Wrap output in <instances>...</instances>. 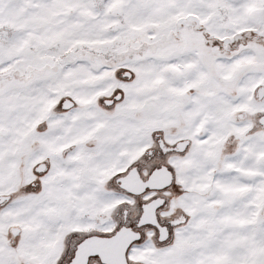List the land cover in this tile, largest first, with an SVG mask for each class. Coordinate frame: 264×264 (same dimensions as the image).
Listing matches in <instances>:
<instances>
[{"label": "snow or ice", "instance_id": "6c2138e0", "mask_svg": "<svg viewBox=\"0 0 264 264\" xmlns=\"http://www.w3.org/2000/svg\"><path fill=\"white\" fill-rule=\"evenodd\" d=\"M0 264H264V0H0Z\"/></svg>", "mask_w": 264, "mask_h": 264}]
</instances>
